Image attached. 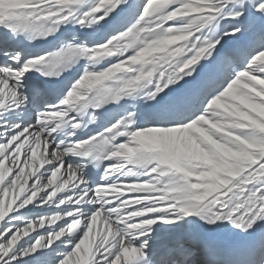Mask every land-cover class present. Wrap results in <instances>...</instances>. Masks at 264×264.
<instances>
[{
	"label": "snow or ice",
	"instance_id": "6c2138e0",
	"mask_svg": "<svg viewBox=\"0 0 264 264\" xmlns=\"http://www.w3.org/2000/svg\"><path fill=\"white\" fill-rule=\"evenodd\" d=\"M0 264H264V0H0Z\"/></svg>",
	"mask_w": 264,
	"mask_h": 264
}]
</instances>
